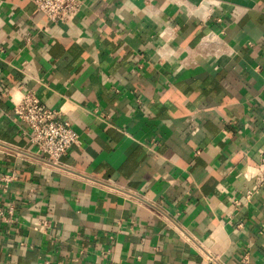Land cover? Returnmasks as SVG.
<instances>
[{
  "label": "crops",
  "instance_id": "crops-1",
  "mask_svg": "<svg viewBox=\"0 0 264 264\" xmlns=\"http://www.w3.org/2000/svg\"><path fill=\"white\" fill-rule=\"evenodd\" d=\"M80 1L0 0V264H264V0ZM26 93L80 137L60 163Z\"/></svg>",
  "mask_w": 264,
  "mask_h": 264
},
{
  "label": "built area",
  "instance_id": "built-area-1",
  "mask_svg": "<svg viewBox=\"0 0 264 264\" xmlns=\"http://www.w3.org/2000/svg\"><path fill=\"white\" fill-rule=\"evenodd\" d=\"M35 8L51 24L67 25L72 23L81 11L80 0H30ZM17 116L22 128L30 138V142L38 151L49 157L53 162L60 161L67 155L68 151L79 145L80 137L72 128L70 122L57 119L58 113L45 107L33 93H26L22 100L15 106ZM17 179L13 172L2 177V182L9 187ZM259 179L264 181V159L260 165ZM249 192L246 199L251 198ZM236 205L239 202L236 201ZM0 217L8 224H14V208L10 207L7 212H0ZM50 221H41L38 229L45 234L51 227ZM209 262H215V258L209 256ZM239 264H252L249 256L240 261Z\"/></svg>",
  "mask_w": 264,
  "mask_h": 264
}]
</instances>
